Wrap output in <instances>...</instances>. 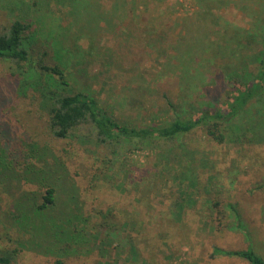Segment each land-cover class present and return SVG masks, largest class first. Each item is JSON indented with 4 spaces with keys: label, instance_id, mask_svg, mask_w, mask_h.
<instances>
[{
    "label": "rangeland",
    "instance_id": "obj_1",
    "mask_svg": "<svg viewBox=\"0 0 264 264\" xmlns=\"http://www.w3.org/2000/svg\"><path fill=\"white\" fill-rule=\"evenodd\" d=\"M120 1L116 15L117 0H0V34L32 23L33 51L64 66L68 93L89 92L143 125L170 113L165 94L179 108L227 98L222 72L182 78L184 50L234 29L264 31V0H226L219 18L203 19L200 0ZM192 66V75L209 69ZM31 76L26 88L16 65L0 62V255L10 264H249L214 258L215 248L264 259V94L224 144L197 130L170 150L129 151L102 147L86 130L53 138L49 102ZM51 188L56 206L37 212Z\"/></svg>",
    "mask_w": 264,
    "mask_h": 264
},
{
    "label": "trees",
    "instance_id": "obj_2",
    "mask_svg": "<svg viewBox=\"0 0 264 264\" xmlns=\"http://www.w3.org/2000/svg\"><path fill=\"white\" fill-rule=\"evenodd\" d=\"M119 1L116 3V15L121 8ZM200 1L201 4L204 3L205 12L199 13L197 19L210 15L219 18L213 12L229 6L226 0ZM216 3L220 6H216ZM100 12L98 14L100 19H104L107 14L102 10ZM205 13L207 16H204ZM113 14L109 12V15ZM136 23L134 18L130 32L136 31ZM211 25L221 26V20ZM33 27L32 23L17 20L9 28L4 29V33L0 34V62L16 65L17 74L23 78L26 88L28 87L26 84L30 82L25 76L27 73H33L34 76L30 77L34 81L32 85L38 86L40 89L37 92L42 99L49 102L48 129L51 136L57 140L69 139L75 131L86 130L88 135L94 137L97 143L105 148L114 147L117 150L130 148L129 151L149 148L152 151H165V148L170 150L177 145H183L187 136L197 130H203L208 138L218 144H224L228 140V133L240 125L241 117L251 104L264 94V31L263 35L259 36L260 34L251 31L234 29L232 35H223L217 40L202 38L196 42L193 51L184 50L177 57L180 62L186 58L181 64L184 67L182 75L184 79L200 77L201 81H204L209 79V73L222 72L230 88L226 99L219 101L211 98L209 101H198L197 104L188 102L185 104L186 108L184 106L179 108L165 94L166 109L170 113L159 121L153 119L143 125H134L118 118L113 111L101 104L98 97L89 92L74 89L68 93L66 86H70V80L64 66L48 65L47 51L41 49L33 51ZM145 30L152 38L158 36L154 34L157 31L156 27L150 28L147 25ZM166 37V34L161 36L162 39ZM168 39L169 37L166 40ZM178 45L185 48L188 46L184 43ZM192 64L206 66L209 69L192 75L190 68L193 67ZM252 66L255 67L254 71H250ZM193 90L196 94L201 92L199 87ZM203 90L206 98V89ZM56 204V190L51 188L47 191L44 202L37 208V212H46ZM212 256L240 258L249 264H264V259L252 250L226 251L215 248ZM10 263L9 257L0 255V264Z\"/></svg>",
    "mask_w": 264,
    "mask_h": 264
}]
</instances>
